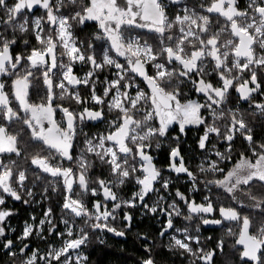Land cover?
<instances>
[{
  "label": "snow or ice",
  "instance_id": "obj_1",
  "mask_svg": "<svg viewBox=\"0 0 264 264\" xmlns=\"http://www.w3.org/2000/svg\"><path fill=\"white\" fill-rule=\"evenodd\" d=\"M89 22L95 31L77 35ZM77 63L88 69L83 76ZM106 69L112 77L101 80ZM257 97H264V0H0V206L37 196L49 204L38 226L25 225L18 252L4 227L12 213L0 207V249L12 264H89L85 249L103 244L102 233L126 236L139 204L146 215L165 216L162 246L188 264H216L218 253L222 264H264ZM89 122L106 128L92 135ZM174 124L181 134L202 130L195 171L181 137L169 136ZM166 141L167 177L152 154ZM171 173L208 194L198 203L176 189L169 203L160 193L170 192ZM128 184L137 188L131 197L118 195ZM179 217L189 223L176 227ZM204 225L224 230L214 248L212 237L201 240ZM45 232L57 244L26 252L28 238L47 241ZM156 246H145L138 264H156Z\"/></svg>",
  "mask_w": 264,
  "mask_h": 264
},
{
  "label": "trees",
  "instance_id": "obj_2",
  "mask_svg": "<svg viewBox=\"0 0 264 264\" xmlns=\"http://www.w3.org/2000/svg\"><path fill=\"white\" fill-rule=\"evenodd\" d=\"M95 31V28L87 27L84 28L83 33H77V35L83 34H91ZM31 43L35 45L34 38L31 40ZM101 42H97L99 45ZM22 48V44H19ZM99 51V48H97ZM114 55V54H113ZM123 60L122 58H120ZM88 69L85 67L82 69V66L75 67V74L79 76H83L84 72ZM114 71V70H113ZM112 72L107 69L101 73L100 79L104 80L106 78H111ZM144 87L143 85H141ZM41 95H43L41 93ZM31 98L33 102H40V97H38L34 92L31 91ZM262 99V98H261ZM55 106V104H54ZM65 106L67 102H65ZM245 108L246 104L243 105ZM56 118H60V113L57 111ZM103 123L100 122H89L88 126L84 129L86 132H89L92 135H95L98 131H104L105 128L102 127ZM255 134L257 139L264 138V128L257 125L255 129ZM202 135L201 131H196V134L189 137L187 141H182L183 137H181L182 142V155L185 159L186 166L190 168V170L195 171L196 165L200 162V152L197 147L198 137ZM171 141H166L162 147L153 152L154 162L158 168L164 169V175L167 177L169 173L167 172V162L169 159V144ZM239 147V141L237 142ZM174 146V145H172ZM159 187V185H157ZM201 188L200 191L192 192L191 191V182L187 183L186 178L181 176L179 179L177 178L175 173H171V183H170V192H161L160 194L167 197L168 202H171L172 194L179 189L186 196H189L196 200V202H201L204 195H207V191L203 190L202 186L198 185ZM137 188L134 184H128L123 187L122 190H118V195L122 197H131L132 192L136 191ZM219 191L217 189H213V192ZM156 195L151 194L150 198L146 197L149 203L156 200ZM178 199V198H177ZM37 204L36 208L35 205ZM49 206L48 202L40 201L37 196L36 199L32 200V203H24L23 200L20 202H15V204H7L3 207L7 210H10L12 215L8 217L4 222V227L6 225V221L11 219L10 225L16 228V236L22 233L23 230V222H30L31 217L40 216ZM180 206L183 209V202H180ZM32 207V208H31ZM56 210V215L59 216V206L53 205ZM186 211V209H184ZM131 214L134 219L132 221L133 227L130 231L126 233L124 237L115 236L112 233H102L101 238L105 241L103 244L99 242H94L89 248L86 249V254L89 256V264H138V261L141 258H145L144 248L147 245H151L153 241L156 242V248L153 250V256L156 259V264H188L183 257H180L175 254H171L168 252L166 247L162 245H166V241L162 240V237L159 236V231L161 230V221H164L166 218L163 214L153 217L151 214H145V209L140 207L137 204L135 209H131ZM188 221L183 220V217L176 218L175 224L176 227L182 228L185 224H188ZM7 232V230L5 229ZM47 235H49L46 232ZM140 234H147L148 240L144 241L140 239ZM179 235L178 233H175ZM224 235V230L219 225H204L201 228V240H205L206 237H212L211 241H208V247L214 248L216 246V241ZM3 237H0V244L3 240ZM48 242L55 243L54 236L51 235L47 238V241L33 236V239L27 241L28 248L25 249L26 252L30 254L32 250H36L37 248L40 250V253L43 254L48 248ZM232 241L229 240L228 245L226 246V251L230 250V245ZM18 252V251H17ZM224 257L220 256L219 253L216 257V264H222ZM0 264H12V258L6 254L3 249H0Z\"/></svg>",
  "mask_w": 264,
  "mask_h": 264
},
{
  "label": "flooded vegetation",
  "instance_id": "obj_3",
  "mask_svg": "<svg viewBox=\"0 0 264 264\" xmlns=\"http://www.w3.org/2000/svg\"><path fill=\"white\" fill-rule=\"evenodd\" d=\"M87 27H91L92 29L94 28L93 27V23L92 22H89L88 24H87V26L85 27V28H87ZM137 31H147V30H137ZM21 49V46L20 45H18L17 46V51H19ZM123 59V58H122ZM80 64H76V66H79ZM75 66V67H76ZM74 70H75V68H74ZM143 85V84H142ZM145 88H146V85H143ZM30 95H31V90H30ZM195 98V97H194ZM261 98H264V97H257V99H261ZM31 100H32V98H31ZM247 105V104H246ZM57 120H59V118H57ZM102 127L103 128H106V125L105 124H102ZM196 131H201V130H198L195 126H189V127H187L186 128V130H185V133L184 134H181V133H179V127H178V125H173L170 129H169V136L170 137H174V136H177V135H179V136H181V137H183V139H182V141H187L188 139H189V137L190 136H192V135H194V134H196ZM166 162H167V168H168V165H169V159L168 160H166ZM181 176H183V177H185L186 178V181H187V183H190L191 181H189L188 180V178H187V176H186V174H180ZM32 200L33 199H30V203H32ZM40 200V199H39ZM41 201V200H40ZM15 202H16V200H13V199H11V198H7V200H6V204L5 205H7V204H15ZM17 202H20V201H17ZM45 202H47V201H45ZM32 208V207H31ZM8 222L10 223L11 222V219H8L7 221H6V225L8 224ZM5 229L7 230V228H6V226H5ZM169 233L170 234H173L172 233V230H169ZM175 234V233H174ZM8 235V230H7V232H6V236ZM46 236H47V238H49L51 235H47V234H45ZM162 240H165L166 241V245H167V243H168V236L166 235L165 237H162ZM4 242V239L1 241V243H3ZM19 250V248H17V251Z\"/></svg>",
  "mask_w": 264,
  "mask_h": 264
},
{
  "label": "built area",
  "instance_id": "obj_4",
  "mask_svg": "<svg viewBox=\"0 0 264 264\" xmlns=\"http://www.w3.org/2000/svg\"><path fill=\"white\" fill-rule=\"evenodd\" d=\"M36 206H37V204L35 205L34 208H36ZM45 211H46V210H45ZM45 211H44V212H45ZM44 212H43V213H44ZM43 213H42L40 216H38V217L33 215V216L31 217V221H30V222H23V229H24V227H25L26 224H29V225L34 224V225L38 226V225H39V221H40V219H43V218H44V217H43ZM33 217H36V220H35V221H33V219H32ZM44 227L47 228L48 225L46 224ZM60 227L62 228L63 225H60ZM12 229H15V231H12ZM7 230H8V235H7V237L10 238V239H13L14 242H16V247H15L13 250H14V251H17V248H19V247L22 246L21 243L19 242V240L17 239L18 237H20V236L22 235V233L19 234L18 236H16V228H15V227H12V226L10 225L9 222H8V224H7ZM37 230H38V228H37ZM22 232H23V230H22ZM45 234H46V232H45ZM33 236L38 237V236H36L35 234H34ZM33 236L29 237L28 240L33 239ZM53 236H54V239H55V243H53V244H57V242L59 241V237H58V236H55V235H53ZM28 240H27V241H28ZM85 252H86V249H85Z\"/></svg>",
  "mask_w": 264,
  "mask_h": 264
},
{
  "label": "rangeland",
  "instance_id": "obj_5",
  "mask_svg": "<svg viewBox=\"0 0 264 264\" xmlns=\"http://www.w3.org/2000/svg\"><path fill=\"white\" fill-rule=\"evenodd\" d=\"M77 64H79V63H77Z\"/></svg>",
  "mask_w": 264,
  "mask_h": 264
}]
</instances>
